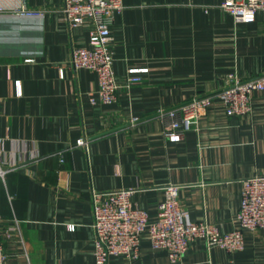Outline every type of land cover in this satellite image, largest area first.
<instances>
[{
	"label": "crops",
	"instance_id": "crops-1",
	"mask_svg": "<svg viewBox=\"0 0 264 264\" xmlns=\"http://www.w3.org/2000/svg\"><path fill=\"white\" fill-rule=\"evenodd\" d=\"M63 2L0 0L5 264H96L95 191L131 188L133 205L155 219L164 187L178 184L193 220L236 228L243 180L264 175V92L242 115H228L220 94L229 73L264 75V11L236 23L223 0H123L111 26L118 100L93 104L97 74L71 63L74 46H89L92 23L72 28ZM131 69L143 80L126 87ZM203 95L210 108L170 140V112ZM107 264H264V227L244 229L237 251L196 239L177 262L144 236L138 258Z\"/></svg>",
	"mask_w": 264,
	"mask_h": 264
},
{
	"label": "built area",
	"instance_id": "built-area-1",
	"mask_svg": "<svg viewBox=\"0 0 264 264\" xmlns=\"http://www.w3.org/2000/svg\"><path fill=\"white\" fill-rule=\"evenodd\" d=\"M221 8L233 15L236 23L254 22L258 11H264V0H223ZM123 0H64L63 17L72 27L91 22L89 46L77 45L72 49L71 63L76 69L93 71L98 77V87L90 92V101L113 103L118 100L121 85L114 70V51L111 26L117 13L124 10ZM25 15L43 16L40 10H24ZM27 58L26 61H32ZM141 70L131 69L126 87L143 80ZM255 92H264V75L241 79L235 73L226 76V86L220 96L228 115H242L252 111ZM209 95L195 96L179 110L170 112L173 120L165 135L172 141L181 140L185 133L198 124L212 105ZM83 139L78 144H84ZM1 143V139H0ZM0 148V155H1ZM6 170L0 167V174ZM180 185L164 187V198L158 205L155 219L147 210L136 207L131 188L95 191L92 197L93 228L96 234L94 253L96 264H107L111 256L122 255L130 259L140 255L141 241L148 236L154 249L167 251L173 262L181 260L196 239L206 240L209 246H219L237 251L244 246V229L264 227V175H254L243 180L237 227L221 232L206 221H195L180 203ZM11 229L4 226L0 214V264H5L4 234Z\"/></svg>",
	"mask_w": 264,
	"mask_h": 264
}]
</instances>
